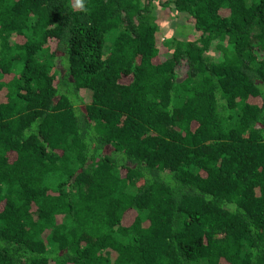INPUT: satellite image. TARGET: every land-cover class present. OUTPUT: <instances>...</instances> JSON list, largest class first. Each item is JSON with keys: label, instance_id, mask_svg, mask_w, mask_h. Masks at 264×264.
<instances>
[{"label": "trees", "instance_id": "trees-1", "mask_svg": "<svg viewBox=\"0 0 264 264\" xmlns=\"http://www.w3.org/2000/svg\"><path fill=\"white\" fill-rule=\"evenodd\" d=\"M0 264H264V0H0Z\"/></svg>", "mask_w": 264, "mask_h": 264}, {"label": "rangeland", "instance_id": "rangeland-1", "mask_svg": "<svg viewBox=\"0 0 264 264\" xmlns=\"http://www.w3.org/2000/svg\"><path fill=\"white\" fill-rule=\"evenodd\" d=\"M155 16L157 23L164 32L163 40L178 39L181 41H193L198 38L193 25L189 22L187 14L178 13L173 7L170 11H166L165 8L159 5L156 7ZM210 56L215 57L216 53L213 52ZM81 96L84 97L86 102H89L91 101L92 92L90 90H82Z\"/></svg>", "mask_w": 264, "mask_h": 264}, {"label": "clouds", "instance_id": "clouds-1", "mask_svg": "<svg viewBox=\"0 0 264 264\" xmlns=\"http://www.w3.org/2000/svg\"><path fill=\"white\" fill-rule=\"evenodd\" d=\"M75 3L77 7H83V0H75Z\"/></svg>", "mask_w": 264, "mask_h": 264}]
</instances>
